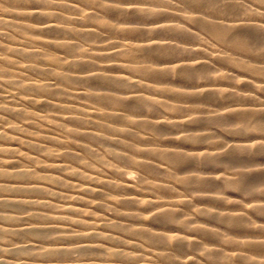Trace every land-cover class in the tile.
Returning <instances> with one entry per match:
<instances>
[{
	"label": "bare ground",
	"instance_id": "obj_1",
	"mask_svg": "<svg viewBox=\"0 0 264 264\" xmlns=\"http://www.w3.org/2000/svg\"><path fill=\"white\" fill-rule=\"evenodd\" d=\"M82 1L0 0V264H162L163 260L172 257L160 252L156 245L168 244L182 250L185 249L184 238L198 234L205 237L215 235L211 232L214 231L211 221L216 217L207 208H197L202 204L199 199L212 200L202 189L211 185L209 179L194 175L181 177L178 181L185 194L176 195V200L183 206L196 208L197 214L207 218L203 220L197 214L191 220H182L174 203L155 197L151 187L145 184L147 172L155 168L153 165L156 163L153 162L165 167L155 172H166V175L176 177L193 164L218 166L224 162L219 156L207 154H201V158L195 161L186 151L175 149L177 146L174 150L168 149L170 145L163 138L160 125L194 124L199 122L198 115L193 117L197 111H188L184 115L181 114L183 111H154L156 103L168 107L165 95L168 90L142 81L148 76L160 84V78L171 71L138 63L146 55L170 54V46L162 41L148 40L136 44L138 55L130 48L112 50L101 43L78 50L80 46L75 35L88 40L89 36L114 29L107 19H96L92 12L83 10ZM254 1L263 12L246 5H239L243 9L237 8L236 4H221V0H177V5L186 9L192 6L188 12L203 14V8L218 4L215 8L227 16L224 18L226 22L216 21L213 16L211 19L198 16L192 18V25L204 29L223 44H233L250 52L254 47L264 48V41H252L241 32L245 29L264 33V21L261 19L264 17V0ZM146 5L164 8L141 5L135 10H140L143 17L167 20V24L162 26L172 36L188 40L197 38L187 29L188 23L179 5L175 4L176 8H173L174 3L170 0H150ZM107 9L120 14L127 10ZM239 12L251 13L254 17L236 18ZM167 16L171 19L168 20L170 17ZM92 19L100 21L101 29L89 24ZM134 33L138 34V30ZM115 43L129 47L121 41ZM202 46L198 43L189 51L183 50L190 54L199 52L202 57L199 60L193 56V61H186V57L183 63L175 60L178 65L172 69H177V76L182 79L200 78L204 67L212 66L206 54L214 55L220 51H208ZM172 49L173 52L178 51L176 47L172 46ZM118 56L125 58L116 59ZM261 57L264 58V53ZM224 62L253 75H264V67L242 58L228 57ZM105 73H113L116 79L112 81ZM249 78L254 79L253 76ZM251 79L242 82L254 83ZM103 80L118 88L136 89L121 91L122 100L92 92L91 89H97L93 85ZM210 90L207 89L206 93ZM248 99L254 98L248 96ZM255 100L257 104L253 108L237 109L243 111L238 115L249 130H264V118L260 114L264 112V101ZM130 101L132 105L126 103ZM107 103L131 108L138 106L148 111H140L144 113L138 115L139 120H134L125 111H113L114 108L103 106ZM234 108L231 106L226 111L231 113ZM44 109H49L44 115L36 112ZM208 118L212 122L220 119L212 115ZM139 126L147 128L151 134L143 138L136 130ZM27 128L34 129L33 134H23ZM85 129L106 134L107 139H112L122 150L135 145L129 143L127 137L141 138L136 146H140L138 149L144 159L126 171L91 167L88 175L76 170L75 167L86 165H81L85 155H97L99 144H104L103 139L95 133L89 136L90 131ZM89 137L94 142H82ZM195 139L200 141L194 137L175 140L186 142ZM204 148L193 150L198 152ZM253 152L264 155L260 148ZM120 156L116 154L114 161L118 162ZM133 169L141 176L140 184L132 181ZM106 177L111 180H105ZM245 180L240 179L242 190H251L250 180ZM222 182L226 185L227 180L222 178ZM51 184L60 186V189L54 190ZM107 186H113L115 191L111 192ZM104 193L109 197L92 206L93 196ZM148 195L151 199L146 200L150 213L147 217L143 208H127L126 205L141 202ZM253 208L264 215V205ZM109 209L115 214L108 213ZM129 219L135 220L134 223ZM224 221L237 230L247 225L245 219L238 215L224 216ZM115 228L120 231H115ZM172 232L175 234L171 235ZM192 244L193 250L200 248L198 242ZM241 244L254 250L264 247V243L257 241H242ZM215 255L218 254L206 253L207 257ZM240 257L244 258V255L240 253ZM191 259L200 260L194 257L185 261L190 262Z\"/></svg>",
	"mask_w": 264,
	"mask_h": 264
},
{
	"label": "rangeland",
	"instance_id": "obj_2",
	"mask_svg": "<svg viewBox=\"0 0 264 264\" xmlns=\"http://www.w3.org/2000/svg\"><path fill=\"white\" fill-rule=\"evenodd\" d=\"M170 1L174 3V7L173 5H170V7L172 6L173 8H176L178 3L177 0ZM158 2H155V4ZM142 3L148 4L150 3V0H83L81 2L83 10L92 12L96 19H107L113 25L114 29L109 30V32H104V34L100 33L94 36H89L90 38L88 37V40L80 37L79 35H75L77 44L80 46L78 50L87 49L95 43H101L102 45L112 48V50L130 48L129 50H133L132 53L138 55V52H136L137 50H135L137 47L136 44L138 43H145L150 40L162 41L166 43V45H169V53H176V55H172L171 53L168 54L167 51L164 55H146L141 57V60L139 59L138 63L140 66H147L148 64L154 69L169 68L171 71H169L170 74L164 75L160 78V84L152 77L147 78L148 76H146L142 81L146 82L149 86H158L168 90L167 94H165L166 98H168V107H163L156 103L155 106H153L154 111H159V113L160 111H183L181 113L182 115L186 114L188 111H197L193 114V117L198 115L197 119H199V122L194 124H179L174 127L160 125L164 134L163 138L170 145V148L168 147V149L174 150V146H177L175 149L178 148L177 150L186 151L190 157L195 159V161L201 158V154L219 156V159L224 161L222 165L218 166L193 164L185 169L187 172L184 171V174H180L178 177L168 176L165 174L166 172H155L154 170L160 171V169L163 170L165 167L160 163L153 162L156 163L153 165L155 168L154 170L147 172L145 184L147 187H151V193L155 197L158 196L163 200L166 199V201H169L171 204L174 203L177 215H180L182 220H191L194 214H197L196 208L186 205L183 206L178 200H176L178 199L176 198V195L185 194L183 192V186L178 181L181 177L186 178L194 175L205 177L211 181V185L202 189L204 190V194L211 196L210 198L212 200L197 199L198 202L202 203L199 204L197 208H207L214 214V217H216L210 221L214 225V231L212 230L211 232L215 233L217 236L213 235L212 237H205L202 234H198L197 236L184 238L183 242L185 244V249L182 250H177L172 245L168 244L156 245V247L160 249V252L170 254L172 257L170 260H163L162 264H264V247L261 246L259 249L254 250L241 244L242 241L248 240L257 241L261 244L264 243V215L253 208L264 205V155H257L253 152L254 149L258 148L264 150V130H249L247 125L241 121L238 115L243 111L237 110H249L250 108H253L254 105L257 104V100L255 99L264 101V75H253L240 67L232 66L224 62V59L228 57L235 59L242 58L256 66L264 67V58L261 57L264 53V48L254 47V49L250 52H245L244 50L235 47L233 44H223L215 36L208 33L204 29L195 28L192 25V18L198 16H202L206 19H211L213 16V19L217 18L215 19L216 21H222L224 18L226 19L227 16H225L224 13L216 10L215 7L216 5L218 6V4L206 6L203 8L205 10V13L203 14L202 12L199 13L196 11L188 12L187 9H193L192 6H187L186 9L178 4L181 9H186V12L185 10L183 11V9L182 12L185 15L184 19L188 23L187 29L197 37L188 40L182 36H172L169 32L164 30L162 25H166L167 20H164L166 21L164 23V21L159 17H143L140 10H135V8L138 9L141 5L154 9H157L158 7ZM222 3L225 5L227 3L230 5L236 4L237 8L243 9L244 7L240 6L246 5L250 9L254 8L263 12L262 10H259L260 5H257L254 0H221V4ZM108 7L127 10H125L126 13L120 14L108 10ZM160 8L164 7H159L158 9ZM169 9L171 10L172 8ZM239 14H236L235 17H254L251 13L244 12L240 15ZM168 17L170 16H167V18ZM170 19L171 17L168 20ZM261 19L264 21V17H261ZM89 24L99 27L98 24H100V21L92 19ZM99 28L101 29V27ZM134 30H138V34H135ZM241 32L245 37L251 39L252 41H264L263 32L245 29L241 30ZM117 41L124 42L129 47H122L119 43H115ZM198 43L203 45L205 50L220 52L214 55L210 53L206 54V57L209 58L207 61L209 64H212V66L204 67L202 77L182 79L177 76V69H172V66L178 65L175 60H180L181 62H186L187 60L193 61L195 59L200 60L202 56L200 57V54H198L199 52L191 54L186 53L189 51L190 47H194V44ZM172 46L176 47L178 51L174 50L173 52L174 48L172 49ZM196 46L197 45H195V47ZM185 48L187 50L186 52L183 51ZM193 56H197L198 58L194 59ZM118 58L120 59L125 57H116V59ZM185 58L186 61H184ZM143 62L145 64H143ZM181 62L179 63L182 64L183 62ZM18 65L21 66L24 64L18 63ZM104 75L109 77L112 81L115 78L113 73H105ZM249 76H253L254 79L249 78ZM244 79H251V82L254 81V83H251L252 85L243 84L242 81ZM205 85L213 86H208L207 88ZM93 87H96L97 89H91L92 92H98L99 94L109 97H116L119 100H122L123 98L121 91H135L136 89L135 87L125 89L123 87L118 88L108 84L106 81L97 82L93 85ZM209 88L212 90L206 93V90ZM214 88L219 89L220 92L214 90ZM134 93L139 94L140 92ZM248 96L254 99H248ZM157 98L160 97L157 96ZM126 103L132 105L131 101ZM107 105L103 106L107 108H114L113 111H115V109L118 111H125V113L131 115L134 120H139L140 117L138 115L144 113L140 111H148L138 106L131 108L128 106H116L111 103H107ZM230 105L235 107V111H232L231 113L226 111L231 107ZM223 108H225V110ZM47 110H38L36 112L44 115ZM48 114H50V112H48ZM260 114L261 117L264 118V112H261ZM210 115L216 116L220 119L215 120L216 122H212L208 118ZM127 124L129 125V123ZM85 130L90 131L89 136H93L95 134L99 136L103 139L104 144H99L97 155L87 154L84 156L81 160V165H83V163L86 165L83 166V168H79V166L75 167L76 170H82L84 174L89 175L88 170H90L91 167H97L99 169H103L104 167L109 170L115 168L117 170L126 171L129 168H134L132 166L137 161L144 159L141 157L142 154L138 149L140 146H136V142L140 143L141 141V138L139 137H127L129 139V143H134L135 145L134 147L132 146L133 148L122 150L112 139H107L106 134H103L102 132H92L90 129ZM85 130L82 132H86ZM136 130L143 138H147L148 135L151 134V131L143 126L137 127ZM33 132L34 129L27 128L23 134H33ZM181 137H188L189 139L193 137L199 138L200 141L196 139L195 141L186 142H179L178 140H175L176 138ZM204 137L209 138L205 139ZM70 140H73V138H70ZM85 141L94 142L93 139H90V137L85 138L82 142ZM156 143L158 142L155 141V144ZM198 147L205 148L200 151L198 150V152L193 150ZM54 153L58 154V152ZM116 154L121 155L118 162L114 161V159L116 160ZM154 159L161 162L159 158ZM78 164H80V162ZM175 169L178 170L177 168ZM222 178L227 180L226 185L223 184ZM242 178L246 179V182L250 180L248 184L251 185V187H249L251 190L243 189L245 192L242 190L243 185L240 184V179ZM104 179L107 181L111 180L110 177H106ZM132 181L137 184L141 183V176L138 172H134V169ZM51 185L54 190L60 189V186L56 187L54 184ZM107 187L111 192L115 191L113 186ZM72 191L74 190L72 189ZM108 197L109 196H106L105 193L104 195L96 194L93 196L92 206H95V204L102 202ZM147 199H151L149 195L145 196L141 202L132 203L126 206L127 208H143V211H145V213L143 212L144 216L147 217L150 214L148 211L149 208L146 205ZM204 202H207V204L204 205ZM235 202L237 203L235 204ZM107 212L112 215L115 214V211L111 209L107 210ZM233 215L243 217L247 224L246 227L242 230H237L225 223L224 216ZM197 216L202 220L207 219L203 215L197 214ZM129 220H131V223H134L135 221L132 219ZM191 225L195 224L192 223ZM114 230L117 232L120 231L119 228H115ZM170 234L173 235L175 232ZM195 242H198L199 244L197 245L200 247L198 250H193L192 246L194 245L192 243ZM34 251H37V249ZM209 252H213L214 254L217 253L218 255L207 257L206 253ZM240 253L244 255V258H238ZM74 255L76 256V254ZM194 257H199L200 260L196 261V259H194L192 261L191 259L190 262L185 261L188 258Z\"/></svg>",
	"mask_w": 264,
	"mask_h": 264
}]
</instances>
